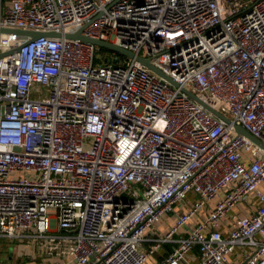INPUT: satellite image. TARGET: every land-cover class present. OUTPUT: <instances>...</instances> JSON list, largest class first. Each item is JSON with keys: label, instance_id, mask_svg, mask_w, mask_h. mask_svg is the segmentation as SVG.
Segmentation results:
<instances>
[{"label": "built area", "instance_id": "built-area-1", "mask_svg": "<svg viewBox=\"0 0 264 264\" xmlns=\"http://www.w3.org/2000/svg\"><path fill=\"white\" fill-rule=\"evenodd\" d=\"M1 28L61 37L0 32V239L264 264V149L236 131L264 144V0H0Z\"/></svg>", "mask_w": 264, "mask_h": 264}, {"label": "water", "instance_id": "water-1", "mask_svg": "<svg viewBox=\"0 0 264 264\" xmlns=\"http://www.w3.org/2000/svg\"><path fill=\"white\" fill-rule=\"evenodd\" d=\"M0 32H6V33H16V34H22L25 36H31L33 39L35 38H39L41 36H50V37H61V33L58 32H36V31H25V30H20V29H10V28H1ZM67 38H74V39H80L83 41H88L91 42L93 44H96L104 49H108V50H112L115 51L119 54L125 55L127 57H133L134 54L132 52H129L127 50H124L110 42L107 41H103V40H98V39H94V38H89V37H85L81 34V30L74 33V34H65L64 35ZM136 58L141 61L144 65H146L149 69L157 72L158 74L162 73L157 70L148 59H144L140 56H136ZM168 79V78H167ZM169 80V79H168ZM189 95L199 101V103H201L203 106H205L207 109H209L211 112H213L215 115H217L218 117L222 118L223 120H225L226 122H229V119L226 118L225 116H223L222 114H220L219 112H217L216 110H214L213 108H211L210 106H207L205 103H203L202 101H200L196 96H194L193 94L189 93ZM236 131L241 134L246 136L247 138H249L251 141H253L255 144H257L258 146H260L262 149H264V144L258 140L257 138L253 137L248 131H246L244 128L237 126L236 127Z\"/></svg>", "mask_w": 264, "mask_h": 264}, {"label": "crops", "instance_id": "crops-1", "mask_svg": "<svg viewBox=\"0 0 264 264\" xmlns=\"http://www.w3.org/2000/svg\"><path fill=\"white\" fill-rule=\"evenodd\" d=\"M11 242H8L7 248L8 251L4 255H0V260H7L11 261L14 264H54L56 263V259L44 255L40 248L34 245H29L25 242H20L17 240V242L13 245ZM166 250H170V245H165ZM198 251L196 250V254ZM160 258V255H156V257H152V259L147 264H153L155 260H158ZM235 256L232 257L234 259Z\"/></svg>", "mask_w": 264, "mask_h": 264}, {"label": "rangeland", "instance_id": "rangeland-1", "mask_svg": "<svg viewBox=\"0 0 264 264\" xmlns=\"http://www.w3.org/2000/svg\"><path fill=\"white\" fill-rule=\"evenodd\" d=\"M17 240L20 241V242H25V243H28L29 244L28 241H22L20 239H12V240H9V239H0V255L1 254L4 255L6 253V251H8V248H7L8 242H11L14 245L17 242ZM12 244H9V245L11 246ZM50 259L52 260V258H50Z\"/></svg>", "mask_w": 264, "mask_h": 264}]
</instances>
